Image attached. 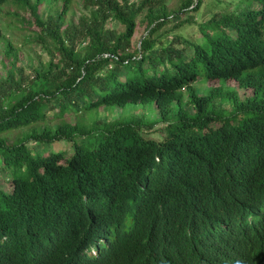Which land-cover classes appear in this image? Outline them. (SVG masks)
<instances>
[{
	"label": "trees",
	"instance_id": "16d2710c",
	"mask_svg": "<svg viewBox=\"0 0 264 264\" xmlns=\"http://www.w3.org/2000/svg\"><path fill=\"white\" fill-rule=\"evenodd\" d=\"M52 1L0 0L48 57L2 37L0 264H264V0Z\"/></svg>",
	"mask_w": 264,
	"mask_h": 264
},
{
	"label": "rangeland",
	"instance_id": "374dc122",
	"mask_svg": "<svg viewBox=\"0 0 264 264\" xmlns=\"http://www.w3.org/2000/svg\"><path fill=\"white\" fill-rule=\"evenodd\" d=\"M52 2L50 3L45 2L44 4H42L40 7V12L43 13L44 15L51 12L52 7L56 6V4L54 3V0ZM58 3L59 2H57V5ZM166 3L169 8L175 9L179 3V0H166ZM12 10L14 9H6V8L0 9V78L4 77L5 75V71L1 63L2 49L4 46L2 37L10 41V43L17 50H19V65L25 68L26 73H28L29 71L28 69L29 66L36 65L37 62L39 61H46L48 58L46 53H44V51H42V49H40L39 47H35L30 44L25 45L32 31L33 30L36 31V29L34 26L32 25L29 26L27 24L28 20H30V17L28 15H24L22 12H17L19 14V17H21L22 19H18V18L16 19L13 16L5 15L6 13ZM78 15H79V8L75 1L73 3L72 9L70 10L67 18L68 19H70L71 17L77 18ZM197 19L200 21V18H197ZM204 19L207 20L208 17H205ZM198 20L197 22H199ZM109 27L120 30V27L116 26L115 23L113 22L109 23ZM143 31H144V25H139L132 39L133 46H135L137 42L143 38V36L145 35ZM178 32H179L178 34H180L183 38H186L191 41H195L199 37L197 25H191V26L184 27L182 30L180 29V31ZM169 38H171V36ZM221 84L224 86V88L226 87L227 89L235 91L239 99L241 100L245 99L246 97L252 94L251 90L249 89L247 90V89L238 88L237 85L233 81H229L227 83H221ZM217 85H218L217 82H208L203 77H199V79L194 84V88L196 89L199 95H203L208 91V89L211 86H217ZM262 94L264 95V90ZM109 109L110 111L109 110H106V111L99 110L97 113V116L99 118L107 117L108 121H114L124 115L126 116L140 115L142 112H144V117H143L144 121L146 122H148V120L151 122L156 121L157 124L155 128H159L162 126L161 123H158L160 118L158 117L155 111V108L152 105L145 106V109L136 108V110L134 111L128 110L126 112H122V110H118L115 108L114 109L109 108ZM85 118H86L85 119L86 122H88V116H85ZM70 119L72 121L74 120L73 118H70ZM150 135L152 136V134ZM155 137H157V135H155ZM67 143L68 142H65V141H59V142L52 144V146H49L47 149H49L48 151H50L51 149L53 150H56L58 148L62 149V148L67 147L66 145ZM28 145L32 146L33 143H29Z\"/></svg>",
	"mask_w": 264,
	"mask_h": 264
}]
</instances>
